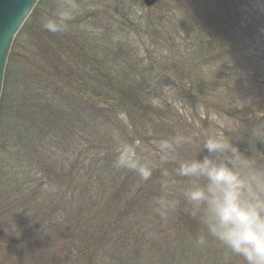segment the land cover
Returning <instances> with one entry per match:
<instances>
[{"label":"trees","instance_id":"16d2710c","mask_svg":"<svg viewBox=\"0 0 264 264\" xmlns=\"http://www.w3.org/2000/svg\"><path fill=\"white\" fill-rule=\"evenodd\" d=\"M52 1L39 0L5 69L4 264H52L44 256L59 248L64 264H242L211 237L195 243L203 225L190 215L188 181L177 169L207 134L264 159L256 135L264 130V0H162L151 8L127 0L139 17L109 1L58 33L42 26L61 11ZM177 134L192 142L161 150ZM124 145L151 170L147 179L116 167ZM45 203L53 204L46 213ZM8 224L21 228L12 243L1 231ZM44 228L51 243L14 256L36 248L30 232Z\"/></svg>","mask_w":264,"mask_h":264},{"label":"clouds","instance_id":"9594fccd","mask_svg":"<svg viewBox=\"0 0 264 264\" xmlns=\"http://www.w3.org/2000/svg\"><path fill=\"white\" fill-rule=\"evenodd\" d=\"M70 18L69 12L57 11L42 18V26L52 33L62 32ZM256 135L264 140V130L258 129ZM191 142L177 134L171 141H161L160 148L172 154L176 146ZM202 150L207 154L198 158ZM115 165L135 169L145 179L151 175L147 165L138 163L130 145L119 149ZM177 173L188 181L183 196L190 215L203 225L195 243L205 246L211 237L240 257L242 264H264V159L245 157L222 134H207L200 151L181 161Z\"/></svg>","mask_w":264,"mask_h":264},{"label":"rangeland","instance_id":"374dc122","mask_svg":"<svg viewBox=\"0 0 264 264\" xmlns=\"http://www.w3.org/2000/svg\"><path fill=\"white\" fill-rule=\"evenodd\" d=\"M57 1L59 3H61V11H67V12L70 13L71 18L69 20L74 19L80 13H81V19H83L84 15H86L87 13L90 12L88 9H97L96 7H100L103 3H107L108 2V4H109V1H110V6L112 7V9L117 7V5H121V6H123V9H119V10H123L125 12H128L129 14H131V12L135 13V11H137V14L135 13V17L141 16V14L139 13L138 9L131 10V8L129 7L130 4L129 5L127 4V0H123V1L122 0H98V1L97 0H57ZM52 2H49V6H50V4H52ZM157 4L160 6L162 4V0H160ZM94 5H96V6H94ZM156 5H154V6H156ZM87 24H90V20H88V22H86V23H84L82 25H87ZM82 28H84L85 30H89V27H82ZM47 205H49V204H47V203L43 204L45 213L48 212V208L49 209L52 208L51 206L53 204L52 205L50 204V206L48 208H47ZM32 215L33 214H30L28 216L32 217ZM46 219H47V216H46ZM0 221H2V220H0ZM42 221H45V219H43ZM18 228L21 229L19 224L13 225V226H10L8 224V225L2 226L1 231H3V234L8 233V235L6 234V237H8V239L12 243V241H14L16 239V236H17V233H15V232L20 231ZM47 232L48 231H45V228L43 230H41V231L38 230L37 232H30V234L36 238L35 239L36 242H34V247H36V248L29 249V250H26V251H24V249H23V252L18 250V252H17L18 255L16 253H14V256L15 257L19 256L20 257L23 253H25L28 256L30 254V257H31V256H34V254H37L38 253L37 246H43L44 247L46 244L51 243L48 240V235H50V234H47ZM1 237L2 236L0 235V238ZM39 238H41V239H39ZM54 248L51 247L50 251H52ZM59 250H60V248L53 251L55 256H44V257H47L48 260H51V262L53 261L52 264H56V263L64 264V262L62 261L63 260V255H62V253ZM44 252L48 253L45 250H44ZM41 254H43V253H39V255L36 256V257H40ZM5 262L6 261H3V254L0 251V264H4Z\"/></svg>","mask_w":264,"mask_h":264},{"label":"water","instance_id":"95a60500","mask_svg":"<svg viewBox=\"0 0 264 264\" xmlns=\"http://www.w3.org/2000/svg\"><path fill=\"white\" fill-rule=\"evenodd\" d=\"M147 8L160 0H142ZM39 0H0V99L12 44Z\"/></svg>","mask_w":264,"mask_h":264}]
</instances>
